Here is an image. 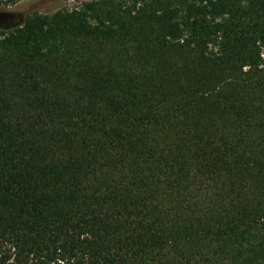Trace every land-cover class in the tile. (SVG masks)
Returning a JSON list of instances; mask_svg holds the SVG:
<instances>
[{
  "label": "trees",
  "instance_id": "obj_1",
  "mask_svg": "<svg viewBox=\"0 0 264 264\" xmlns=\"http://www.w3.org/2000/svg\"><path fill=\"white\" fill-rule=\"evenodd\" d=\"M0 264H264V0L0 24Z\"/></svg>",
  "mask_w": 264,
  "mask_h": 264
},
{
  "label": "rangeland",
  "instance_id": "obj_2",
  "mask_svg": "<svg viewBox=\"0 0 264 264\" xmlns=\"http://www.w3.org/2000/svg\"><path fill=\"white\" fill-rule=\"evenodd\" d=\"M85 0H24L10 8L8 14L0 13V24L22 23L25 18L35 13H53L62 7L78 6Z\"/></svg>",
  "mask_w": 264,
  "mask_h": 264
}]
</instances>
